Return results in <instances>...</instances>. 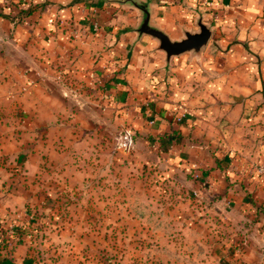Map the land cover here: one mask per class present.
Instances as JSON below:
<instances>
[{
  "label": "rangeland",
  "instance_id": "1",
  "mask_svg": "<svg viewBox=\"0 0 264 264\" xmlns=\"http://www.w3.org/2000/svg\"><path fill=\"white\" fill-rule=\"evenodd\" d=\"M100 5L120 14L113 19L122 29L141 17L132 7ZM202 7L212 35L201 53L223 59L218 56L231 44L218 43L224 33L213 31L218 6L202 0ZM195 19L188 30H198ZM124 37L120 79L159 85L157 94L173 102L172 66L166 67L156 40H138L135 32ZM132 45L148 56L141 64ZM65 73L60 95L71 111L69 139L51 143L45 135L0 155V264L5 258L16 264H264V99L228 120L225 143L212 149L166 133L151 137L150 114L140 106L121 111L108 101L104 88L113 72ZM149 98L145 93L138 102L150 104ZM220 154H226L221 164L215 161Z\"/></svg>",
  "mask_w": 264,
  "mask_h": 264
},
{
  "label": "crops",
  "instance_id": "2",
  "mask_svg": "<svg viewBox=\"0 0 264 264\" xmlns=\"http://www.w3.org/2000/svg\"><path fill=\"white\" fill-rule=\"evenodd\" d=\"M147 1L151 22L172 39H179L183 29H194L196 10L212 21L202 0ZM214 1L220 21L213 23V31L224 33L218 43L231 44L230 49L218 56L223 59L208 58L206 52L190 60V64L184 62L190 55L172 59L167 82L174 92L169 96L173 102H166L157 94L159 85L146 88L132 82L129 86L116 72L117 64L124 62L119 60L125 56L124 34H133L134 25L122 29L121 23L113 19L120 14L100 4H120L107 0H0V155L8 153L12 146L20 150L24 145L32 146L45 135L51 143L69 139L71 111L60 95V80L65 72L75 77L113 72L111 83L104 88L108 101L121 111L140 106V111L150 114L146 128L151 137L166 133L175 135L181 143L204 141L211 143L206 144L211 148L225 143L223 132L230 127L227 121L240 115L244 107H256L264 99V0ZM34 3L44 4L19 20V7ZM131 44L134 45L132 40L127 53ZM137 53L136 47L133 57L138 64L148 58ZM156 59H160L159 55ZM150 64L157 65V60ZM145 93L149 94L150 104L138 102ZM240 96L249 97L238 102ZM179 106L187 113L177 121ZM202 112L206 116L201 117ZM209 112L212 116H208ZM221 158L226 154H220L215 161L221 164ZM3 171L0 167V175ZM9 261L16 264L17 260L5 258L1 264H12Z\"/></svg>",
  "mask_w": 264,
  "mask_h": 264
},
{
  "label": "water",
  "instance_id": "3",
  "mask_svg": "<svg viewBox=\"0 0 264 264\" xmlns=\"http://www.w3.org/2000/svg\"><path fill=\"white\" fill-rule=\"evenodd\" d=\"M120 5H127L139 11L141 17L136 26L131 31L136 33V39L147 35L156 40V50L164 53V62L169 67L173 57H178L184 53H191L190 56H198L202 49L207 45L212 29L210 25L203 20L202 12L196 10L195 24L198 30H182V36L179 39H172L160 27L151 22L150 3L147 0H107Z\"/></svg>",
  "mask_w": 264,
  "mask_h": 264
},
{
  "label": "trees",
  "instance_id": "4",
  "mask_svg": "<svg viewBox=\"0 0 264 264\" xmlns=\"http://www.w3.org/2000/svg\"><path fill=\"white\" fill-rule=\"evenodd\" d=\"M44 3H34L29 4L26 7H19V11L16 16H18L19 20H22L23 17L30 15L32 12L36 11L39 7H41Z\"/></svg>",
  "mask_w": 264,
  "mask_h": 264
},
{
  "label": "built area",
  "instance_id": "5",
  "mask_svg": "<svg viewBox=\"0 0 264 264\" xmlns=\"http://www.w3.org/2000/svg\"><path fill=\"white\" fill-rule=\"evenodd\" d=\"M203 3L205 5H209L210 7H216L217 6V2L214 0H203ZM179 112L177 113L176 119L177 121L182 120V118L184 117V115L187 113V110L185 108H183V106H179Z\"/></svg>",
  "mask_w": 264,
  "mask_h": 264
}]
</instances>
